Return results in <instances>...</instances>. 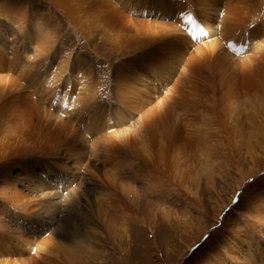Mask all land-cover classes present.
Segmentation results:
<instances>
[{"label":"rangeland","instance_id":"374dc122","mask_svg":"<svg viewBox=\"0 0 264 264\" xmlns=\"http://www.w3.org/2000/svg\"><path fill=\"white\" fill-rule=\"evenodd\" d=\"M5 1L24 17L38 10L46 19L41 23L44 28H39L30 26L27 19L18 24L12 17H0V76L4 80L0 81V142L12 143L20 130L6 112L7 103L15 97L12 86L20 85L22 93L35 102L38 91L45 94L43 107L48 115L82 132L85 144L77 146L78 157L61 153L58 158L50 157L55 159L53 164L48 159L57 175L52 170L45 172V156L33 151L0 159V196L5 198H0V264H264V102H251L256 92L241 94L243 88L237 86L231 87V94L225 92L229 88L220 92L219 72L215 67L209 72L205 65L202 71L208 85L204 94L194 93L200 88L193 89L187 80L176 85L184 75L180 68L164 82L171 65L163 73L154 72L155 85H138L134 78L131 88L120 89L116 77L138 58L140 42L120 48L116 39L122 35L142 39L143 32L112 31L102 40L97 31L96 40L90 43L94 34L90 33L89 0H0V5ZM132 1L136 7L131 4V11L149 6L140 12L143 21L165 23L161 17L166 19L169 14L152 12L157 2L177 3L188 15L185 0H147L143 6ZM63 2L75 11L71 23L60 10ZM231 3L223 0L216 12L208 14V25L214 31H186L192 54L197 56L199 49L206 51L211 42L220 40L222 49L241 65L252 55L264 56V32L252 39L258 49L251 50L248 42L229 48L249 26L235 30L230 26L231 36L226 32L230 23L224 8ZM260 5L264 0H254V16L245 19L253 21L251 29L257 26L253 18L264 14ZM174 13L179 18L180 11ZM216 23L221 24L219 29ZM153 26L157 31L163 25ZM45 31L52 32V37L45 34L41 39H48L52 46L51 53L43 55L47 58L39 56L36 42L27 40V32L37 41ZM234 35L229 44L223 42ZM144 46L149 48L140 53L155 51L152 44ZM65 55L72 66L59 73L60 58L64 61ZM92 87L95 94L90 102ZM157 112L165 114L169 123L145 137L144 117L155 118ZM119 136L127 141L120 142ZM107 139L116 145L102 144ZM38 178L45 180L48 196L33 189L38 187ZM13 196L30 199L32 216L15 206L12 212H3L9 202L18 201ZM34 199L42 200L44 207L38 209L39 202H31Z\"/></svg>","mask_w":264,"mask_h":264},{"label":"bare ground","instance_id":"6f19581e","mask_svg":"<svg viewBox=\"0 0 264 264\" xmlns=\"http://www.w3.org/2000/svg\"><path fill=\"white\" fill-rule=\"evenodd\" d=\"M134 1L142 5L147 0H134ZM207 1H208V4H206ZM229 1L232 2L230 5L224 4L225 5L224 9L226 10L225 12L229 13L228 18H229V23H230V24L228 23L229 24L228 28L226 27L227 28L226 32L229 33L230 26L235 30L245 24L249 25L247 26L248 28L244 30L242 36L239 38H236V40L233 42V44H231V46H229V48L233 47L235 44L239 42L241 43L248 42V44L251 45L250 46L251 50L254 48L258 49L259 44L258 43L253 44L252 39L257 36V32H264V14H262L263 12L257 15L255 18H253V20H256L255 22H257L256 24L257 26L251 29L250 24L253 25L254 24L253 21L251 20L250 22H246L247 20L245 19L246 17L251 19L254 16L255 12L251 10L252 3H254V0H229ZM88 2H90L89 3L90 24L93 20V26L90 27V33L94 34V36L92 37L90 36V43L93 40H96L97 31L101 35L100 39L102 40H104L108 36V34L112 31L115 34L123 33L125 35H129V34L137 33V32H143L145 35V37H143L142 39H139L138 37H134V36H124V35L116 39L117 46L120 48H126L129 44L137 40H139L140 42L139 47L136 49L138 51L137 53H139L138 58L135 57L133 61L130 62V65L127 68H124L119 71L116 77V82L119 85L120 89L131 88L130 85H133L134 78L137 80L138 85H148V82H150L151 85H155V83L152 80L154 76L156 75L154 74V72L158 71V73L159 72L163 73L166 71V67L171 65V69L168 75L163 78L165 79L164 82H166L167 79L171 77L172 72H174L176 68H180L183 71L184 75L183 76L181 75V79L180 81H177L176 85H180V83H183V81L187 80L192 83L193 89L197 87L200 88V91H194V93L204 94L207 92V91L205 92V89H206V85H208L206 76L203 75V71H202L205 65L206 69L209 72H211L212 67L213 68L215 67L217 71L219 72L220 76H218L219 77L218 80H219V85H220V90H221L220 92L224 93L223 90L229 88L228 90H225V92L229 91L231 94L232 92L231 87L237 86V87L243 88L242 91L238 89L239 92L241 91V94L242 93L245 94V90L250 91V92L252 91L256 92L255 95L252 96L251 102H254L255 99L257 101L264 102V56L263 55L261 58H258V56L256 58H253V55H252L250 58L248 57V60L243 62V64L241 65V63H237L233 60L232 56L229 55L226 49H222L220 42H218L220 40L211 42L207 46L208 49H206V51L199 49L197 53L195 52L197 56L190 52L191 49L189 46H191L190 42L192 41L189 39V34H187L186 31L194 30L195 33L196 32L198 33L201 30V28L203 29V31H206V32L214 31L215 29L210 28L208 25L209 18H210L208 14L211 15V13H213L216 10V8H218V6L220 7L223 0H195V1L185 0V3L187 5L185 7L187 8L188 15L186 14L184 9L181 10V7L178 8L177 3H174L171 1L164 2V3L157 2L155 4L156 6L155 8L157 10H153L152 12H156L160 14L159 16H164L165 14H169V16L166 19H164L165 17H161V20H164L165 23H153L150 21H143L142 19L143 17L140 18V16H142L140 12L145 11L144 9L149 6L143 7L137 11H131L132 5L136 7V5L134 4L132 0H89ZM167 3H170V5H168ZM8 5L9 4H6V1L4 5H0V17L2 18L5 17L6 19L8 17H12V20L15 21L16 19L15 23H18V24L23 23L22 21L27 19L30 26L34 25L35 27L44 28L43 26L44 24H41V23L46 19V17L44 18L40 16V14L37 12L38 10L33 11V15H30V18H27L23 16V13H21L20 11H17L15 9V6L8 7ZM260 6L259 7L261 8V10H264V5H260ZM60 8H61L60 10L64 11L63 14L67 17L69 21L70 16H72L73 11H74L73 7L69 3L63 2ZM14 9L16 11H13ZM165 9H167V11H165ZM174 11H180L179 18L175 16ZM249 14H252L251 15L252 17H250ZM221 16H222V13H221ZM169 18H174L176 23L172 22L174 21L173 19H171L172 21H169ZM219 21L221 22V24L222 22H224L223 19ZM78 22L79 21H77V23ZM167 22L171 24L165 25ZM70 23H71V20H70ZM219 23L214 24V27L217 28L221 26V24L219 25ZM152 24H155V26H153L155 29L157 28L156 25L159 26L161 24L164 27H166L168 30L163 28V26H161L159 30L156 29L157 31H155L151 28ZM27 33H29L27 34L29 35V38H27V40L34 42V43L36 42V46H38L39 56H43L46 53H48L47 54L48 56L51 53L50 49L52 48V46L49 43V40L46 39L44 41L41 39L45 38V34H46V38L47 36H51L52 32H49V31H45V33L42 32V34L43 33L44 34L42 35V37L39 35L38 36L39 38L37 37V41H36V37L31 36L32 33L30 32H27ZM231 35L232 34H230V36ZM234 37L235 35L233 36V38H229V39L226 38L225 40H223V42H225L226 44H229L227 41L231 42L230 40H234ZM149 44H152V46L154 45L155 51H152L154 53L151 52L150 54H148L149 53L148 51H142L141 53L139 52L145 47H148L144 45H149ZM47 56H43V57L47 58ZM64 57H65L64 61L60 58L61 72L59 73H62V72L65 73L67 71L66 69L72 66V63L71 65L68 66L69 56L65 55L63 56V58ZM61 60L63 61V63ZM210 67L211 69H209ZM70 70L71 69H69V71ZM20 72H22L24 76H28L29 78L31 77L28 71L22 70ZM5 76L8 77L7 75ZM32 79H34L33 76H32ZM0 81L2 82L4 81L2 76H0ZM166 83H168V81ZM186 86L187 85H185V87ZM54 87L55 88H53V92L56 89V86ZM33 88L35 89L37 88L38 90V85H33ZM93 89L95 90V88L92 87L90 91V102H92V100L94 99L95 93L93 94ZM11 90L13 92L15 91L14 93L15 97L13 100L11 99V102L9 98L8 102L10 103H7L6 101V103L9 104V106L6 104V107L8 106L7 107L8 109L7 111L5 109V111L7 112L8 116L11 118L13 123L19 124L20 130L16 131L15 133L16 136L14 135V140L12 143L6 145L4 142H0V153H1L0 159L6 158L8 156L13 157L12 156L13 154L18 155V153L28 155L29 153L36 152L40 154L42 157L45 156L42 162L43 170L47 173H49L48 172L49 170H52L51 173H53L54 175H57L56 168L54 169V167H51L52 165L49 164L50 160L48 159H53L50 157L58 158V156L60 157L61 153L64 156H68V155H73L76 157L80 156V150L79 149L77 150L76 148L79 145L84 146L85 144V138L81 134L82 132L78 133L77 130L69 122L65 121L64 119L61 120L58 116L53 118L52 116L48 115V110L46 109V107H43L46 95L42 94V92L39 93L38 91L37 97H35L37 102H35V99L33 101L31 97L26 95L24 92L22 93V87H20V85H13ZM51 90L52 89H50L48 92H50ZM11 93H9V95ZM194 93L193 95H195ZM237 95L238 94L236 93V96ZM118 97H119L118 101L122 102L123 99L120 98V96ZM4 99H6V97H4ZM82 103H83V100H82ZM124 103H126V101H124ZM193 110L191 112H193ZM69 112H66L67 115L69 114ZM164 115L165 114H163L162 112H157V116L155 118H152V115L151 116L148 115L144 117V120H143L144 136L146 135L150 137L151 134H154V133L156 134L157 132L161 131L164 127L168 125L169 122L167 120H164L165 118H168V117L166 115L165 117H163ZM96 119H98V117ZM101 121L102 119L100 120V122ZM91 125L92 124H90V129H91ZM140 128H141L140 126L137 127V129H140ZM129 130L131 132L136 133L134 129L129 128ZM124 131L126 130H123L122 133H124ZM168 134H171V132H169ZM118 138L120 142L122 143H125V141H127L124 137L119 136ZM109 139H107L106 141H103L102 144L104 143L105 145L106 142H110ZM149 139L150 138H148V140ZM113 142H110V143L113 144ZM108 144L106 143V145ZM114 145H116V143ZM105 147H108V146H105ZM71 150L74 152L76 150V152L74 154H71L70 153ZM159 150L157 149V151ZM161 153H163V151ZM144 154H147V153L144 152ZM16 158H18V156H16ZM54 162H55V159L52 160V164ZM21 165H23V167L25 168V172L27 174L28 173L32 174L27 164L21 163ZM6 178L7 177H5V179ZM44 181L42 178H38L37 180L38 187L37 188L34 187L33 189H38L39 191L42 192V195L48 196V193H47L48 191L46 189L47 187L46 188L44 187V185L46 186V182ZM13 197H18V201L9 202L10 205H7V207L5 208L3 212L9 213L11 211V208L15 206V209H19V211H21L22 213H27L29 216H32L31 215L32 213H30V203H29L30 199L26 197H20V196H13ZM44 197H42V200L44 199ZM0 198L5 200V198H2V196H0ZM42 200H35L31 202H36V203L39 202L38 206H40L41 208L38 207V209H42L44 207V203ZM20 219H22L21 216L18 217V220ZM66 239L69 240V238H66Z\"/></svg>","mask_w":264,"mask_h":264}]
</instances>
